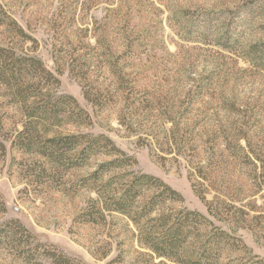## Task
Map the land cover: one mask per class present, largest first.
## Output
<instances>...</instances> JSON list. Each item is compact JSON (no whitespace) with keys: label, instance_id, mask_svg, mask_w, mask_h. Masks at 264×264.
Segmentation results:
<instances>
[{"label":"rangeland","instance_id":"rangeland-1","mask_svg":"<svg viewBox=\"0 0 264 264\" xmlns=\"http://www.w3.org/2000/svg\"><path fill=\"white\" fill-rule=\"evenodd\" d=\"M0 4L35 39L34 47L27 40L23 48L58 77V92L73 96L91 116L92 124L82 131L106 134L135 158L133 169L159 177L178 191L182 202L170 204L174 209L207 215L188 173L189 160L209 159L216 184L226 187V198L252 216L232 224L210 219L240 238L252 254L264 257V0ZM61 10H76L65 35ZM94 20L107 22L101 48L107 57L96 56L97 48L88 49L95 43ZM7 35L0 27V42H7ZM126 36L132 40L130 47H125ZM60 46L62 52L57 53ZM69 53L72 58L89 55L93 66L97 63L86 82L78 61H73L78 68L69 72ZM63 56L66 60L59 62ZM108 60L120 67L118 80L105 68ZM85 91L96 93L99 103L89 101ZM195 150L197 156L191 159ZM9 156L10 152L0 159V200L5 206L0 222L17 218L37 240L79 264H173L142 247L125 217L114 215L105 224L73 220L83 207L85 192L77 197L54 187L34 192L20 176L9 175ZM98 160L101 157L93 158L90 165ZM213 194L207 191L205 198ZM0 264L27 263L12 250L0 248Z\"/></svg>","mask_w":264,"mask_h":264},{"label":"trees","instance_id":"trees-1","mask_svg":"<svg viewBox=\"0 0 264 264\" xmlns=\"http://www.w3.org/2000/svg\"><path fill=\"white\" fill-rule=\"evenodd\" d=\"M75 11L59 13L63 24L61 33L73 21ZM96 21H93L95 43L88 49L97 48L100 54L96 51V56L107 57L101 49L105 45L102 29L107 22ZM0 27L9 34L7 42H0V159L5 160L10 152L9 175L20 176L34 192L54 187L58 192L77 197L84 191L83 207L73 220L81 224H105L114 215L125 217L134 225L136 240L142 247L173 264H264V257L252 254L240 238L214 225L210 219L214 217L232 224L243 223L252 216L226 198V187L216 184L209 159L189 160L188 173L193 191L204 203L207 215L182 207L174 209L170 204L182 202L178 191L159 177L133 169L135 158L106 134L81 130L92 124L91 116L73 96L58 92V77L38 56L24 50L27 40L33 47L36 41L1 4ZM83 37H87V32ZM123 39L127 42L125 47H130L129 36ZM77 43L81 42L77 40ZM16 44L20 45L16 47ZM60 52L62 46L57 50ZM72 57L69 53V72L78 68L73 63L78 61L84 68L81 78L86 82L91 67L97 63L93 66L89 55ZM65 60L63 56L58 61ZM115 65L108 60L105 68L118 80L122 77L121 70ZM85 96L94 104L99 103L96 93L85 91ZM170 131L173 132L172 127ZM221 154L224 156L223 151ZM196 156L197 150L191 159ZM95 157L101 160L91 166ZM210 190L214 194L207 200L205 195ZM4 209L0 200V210ZM0 248L12 250L27 264L47 261L79 264L53 245L37 240L17 218L0 222Z\"/></svg>","mask_w":264,"mask_h":264}]
</instances>
